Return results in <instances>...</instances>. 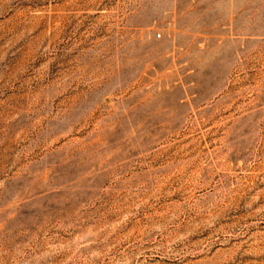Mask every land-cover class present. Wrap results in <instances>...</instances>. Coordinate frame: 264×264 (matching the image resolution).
I'll return each instance as SVG.
<instances>
[{"label": "rangeland", "instance_id": "374dc122", "mask_svg": "<svg viewBox=\"0 0 264 264\" xmlns=\"http://www.w3.org/2000/svg\"><path fill=\"white\" fill-rule=\"evenodd\" d=\"M0 264H264V0H0Z\"/></svg>", "mask_w": 264, "mask_h": 264}]
</instances>
